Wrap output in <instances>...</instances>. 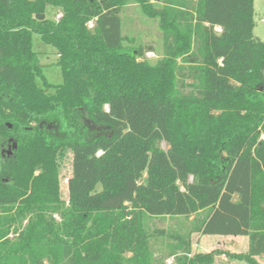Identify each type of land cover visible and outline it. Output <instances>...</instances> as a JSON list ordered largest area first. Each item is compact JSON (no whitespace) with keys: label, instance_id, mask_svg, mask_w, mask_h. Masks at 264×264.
<instances>
[{"label":"trees","instance_id":"trees-1","mask_svg":"<svg viewBox=\"0 0 264 264\" xmlns=\"http://www.w3.org/2000/svg\"><path fill=\"white\" fill-rule=\"evenodd\" d=\"M160 3L153 59L124 42V0H0V264L210 263L191 255L193 233L246 236L247 264L264 255L253 0ZM33 34L56 49L61 83L44 77ZM165 216L187 226L149 228Z\"/></svg>","mask_w":264,"mask_h":264},{"label":"rangeland","instance_id":"rangeland-1","mask_svg":"<svg viewBox=\"0 0 264 264\" xmlns=\"http://www.w3.org/2000/svg\"><path fill=\"white\" fill-rule=\"evenodd\" d=\"M253 26L252 36L264 42V0H253ZM159 11H161L160 0H124L122 6L121 18L123 22V35L126 45H137L152 47V50L146 52V56L156 59L162 53V22ZM61 12L59 9L47 7L46 17L55 18V15ZM33 49L38 51L40 62L43 65V74L47 82L56 85L62 82V73L57 65L56 49L47 45L39 39L36 34L32 35ZM137 60H142L138 57ZM53 88H49L51 93ZM264 139V136H261ZM165 148V143H162ZM71 157L70 150H66L64 157L60 160L59 191L62 199L68 198L67 180L71 175ZM99 188V185L97 186ZM194 215L189 217V220ZM56 217V215H55ZM58 218V217H57ZM178 218L151 217L148 220V226L151 230L167 229L170 227L185 228L186 220H177ZM180 221V222H179ZM161 237V235H158ZM169 238H162L161 242L156 243V249L165 251L164 244ZM248 239L246 236H231L219 234H198L191 235V255L197 253L211 254L213 259L210 263L199 264H247L240 256L247 252ZM258 264H264V255L255 257ZM172 257L166 258V264H171Z\"/></svg>","mask_w":264,"mask_h":264},{"label":"built area","instance_id":"built-area-1","mask_svg":"<svg viewBox=\"0 0 264 264\" xmlns=\"http://www.w3.org/2000/svg\"><path fill=\"white\" fill-rule=\"evenodd\" d=\"M62 16V13L61 12H58L56 15H55V20L57 21L60 17ZM93 26V21H89L88 22V27H92ZM217 30L219 31L220 29L219 28H217Z\"/></svg>","mask_w":264,"mask_h":264},{"label":"water","instance_id":"water-1","mask_svg":"<svg viewBox=\"0 0 264 264\" xmlns=\"http://www.w3.org/2000/svg\"><path fill=\"white\" fill-rule=\"evenodd\" d=\"M35 18H36V19H39V20H42V19L45 18V14H37V15L35 16ZM12 147L15 148V147H16V144L13 143V144H12ZM8 152H10V148H9Z\"/></svg>","mask_w":264,"mask_h":264},{"label":"flooded vegetation","instance_id":"flooded-vegetation-1","mask_svg":"<svg viewBox=\"0 0 264 264\" xmlns=\"http://www.w3.org/2000/svg\"><path fill=\"white\" fill-rule=\"evenodd\" d=\"M9 150V149H8ZM8 150H7V152H8ZM10 152H8V154H9Z\"/></svg>","mask_w":264,"mask_h":264}]
</instances>
